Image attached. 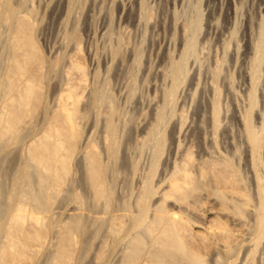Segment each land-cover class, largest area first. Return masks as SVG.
<instances>
[{
    "label": "rangeland",
    "instance_id": "374dc122",
    "mask_svg": "<svg viewBox=\"0 0 264 264\" xmlns=\"http://www.w3.org/2000/svg\"><path fill=\"white\" fill-rule=\"evenodd\" d=\"M8 2V11L0 8V73L11 62L9 43L18 39L32 56L27 73L39 62L45 78L36 81L31 130L18 146L0 152V206L11 200L26 146L67 98L76 101L79 154L70 160V182L48 219L59 228L71 209L89 214L86 244L76 245L79 264L118 263L107 225L98 229L91 220L120 213L119 222L131 230L143 193L148 213L165 195L163 207L185 217L175 220L180 237L207 264L226 250L204 228L236 234L231 264H264V223L259 229L245 215L248 207L262 213L264 203V0ZM189 40L194 50L188 57ZM181 61L184 70L175 76ZM245 123L254 137L248 143ZM89 151L106 169L107 195L98 203L80 161ZM184 168L193 190L178 201L168 197V183ZM3 214L0 225H7L9 213ZM51 238L48 251L56 249Z\"/></svg>",
    "mask_w": 264,
    "mask_h": 264
},
{
    "label": "bare ground",
    "instance_id": "6f19581e",
    "mask_svg": "<svg viewBox=\"0 0 264 264\" xmlns=\"http://www.w3.org/2000/svg\"><path fill=\"white\" fill-rule=\"evenodd\" d=\"M0 8L8 11L10 8L8 0H2ZM1 21L2 14H0ZM19 26L28 27L25 21H20ZM193 41L189 40L185 56L188 55L189 57L193 52ZM9 49L12 53L11 62L6 70L2 74L0 73V152L3 153L13 145L18 146L27 132L31 130L32 127L30 128L31 125L29 124L32 118L30 108L35 98L36 81L39 78H45V73L41 70L42 67L39 66V62L36 64V70L33 73H27L26 67L32 56L26 53L18 39L9 43ZM185 56L183 57L185 58ZM183 63L181 61L175 64V67L173 66L174 73L172 74L178 76L176 74L184 70ZM252 72L254 75L255 70ZM64 102L58 105L52 115H49L50 117L47 116L43 131L39 133V136L36 135L37 137L26 146V159H24L23 165L17 169L15 174L13 195H10L11 200L5 206L3 205L4 207L0 206V215L6 214V212L9 213L7 225H3L5 221L0 225V264H36L34 261H38L37 259L42 254L39 264H79V261L74 258L79 249L76 245L85 243L90 234L89 224H86L89 214L87 213L86 217V214L71 209L64 213L67 220L60 227L58 226L59 228L54 226L53 220L51 221L52 218L48 219L50 213L54 216V212H56L53 207L56 197L65 193L70 182V160L79 154L76 138V101L70 102L66 98ZM67 104L73 106L67 108ZM108 130L112 129L108 127ZM244 132L247 143L254 140L253 132L248 123H245ZM109 134L112 141L111 145H113L116 137L111 131ZM80 161L84 166V168L82 167L84 176L90 185L93 198L98 203L104 198V195H107L105 190L107 186L104 182L106 169L98 154L94 151L83 152ZM184 169L179 172L177 177L174 174L175 178L168 183V197L172 196L178 201L184 200L186 195H189L193 190L190 185L191 176L188 170ZM144 189L146 190V188ZM143 195L145 194L143 193ZM143 195L139 196L136 201L139 211L137 209L138 214H134L137 216H135L132 228L129 231L123 226L124 220L122 223L119 222L120 213L116 214H119V216H116L117 218L111 216L102 218L100 215L97 216L99 218H95V216V219L91 220L98 229H102L105 224L107 225L105 230L112 236L114 243L111 253L112 260L118 262L112 263L207 264L202 256L192 251L180 237L181 234L178 232L175 220L178 218L182 220L185 217L183 215L179 217V214L176 213L178 218H175L173 213L163 207V202L167 201L165 195H162L159 204L149 213L147 212V204L144 203L145 200L143 201ZM14 200L18 203H15ZM23 201L30 203L34 210L25 212ZM261 209L262 213L260 214L254 207H248L245 211V215L250 218L249 220L254 218L253 226L255 225L259 229H262L264 223L263 202L261 203ZM121 219L124 218L121 217ZM95 225L93 224V227ZM204 230L212 238L221 239L225 243L221 244L226 250L224 251L225 257L217 251L210 258L209 264H231L232 260L231 262L228 261L235 255L236 247L232 241L235 239L236 234L223 229L219 233L208 232L209 229L205 228ZM51 237L56 240V249H53L54 247L50 244L53 251H48L46 248H48L49 238ZM254 240L252 249L256 250L259 243L258 240ZM250 246L247 248L249 252H251ZM102 254L100 252L99 256Z\"/></svg>",
    "mask_w": 264,
    "mask_h": 264
}]
</instances>
